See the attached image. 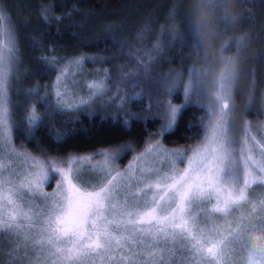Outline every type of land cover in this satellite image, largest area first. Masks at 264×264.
<instances>
[{
    "label": "rangeland",
    "instance_id": "rangeland-1",
    "mask_svg": "<svg viewBox=\"0 0 264 264\" xmlns=\"http://www.w3.org/2000/svg\"><path fill=\"white\" fill-rule=\"evenodd\" d=\"M0 7L5 8L10 16L9 20L0 22V132L4 133L0 135V176L17 173L23 179L31 172L40 171L38 162L94 156L91 161H84L75 167L79 172L80 184H95L105 174L100 167L103 157L95 155L96 153L129 147L133 153L131 150L122 152L113 165L124 171L133 161V157L145 152L150 141L155 143L158 139L160 147L135 162L133 175L140 168H152L162 174H172L175 171L180 175L187 174L188 182L179 201L191 232L187 241L185 264H264V90L257 92V99L253 98L256 87L252 82H244L247 72L240 73V67H247L248 57L251 56L248 51L250 46L242 47L241 41H238L237 48L232 53L226 50L216 54L218 67L213 69L209 90L205 96L196 94V88L204 85L201 79L204 72H197L194 77L191 69L186 73L166 67V70L161 69V58L168 61L170 57L162 55L165 51L160 49V40L165 36L169 40L167 47L172 48L176 40L174 30L161 28L157 34L159 41L156 42L149 35L150 27L146 28H149V31L146 30L149 34H141L136 41L116 40L117 50L113 55L117 60L115 66L103 63L101 57H94L90 60L93 75L84 79L79 73L88 71L82 66V63L88 61H85L86 57L77 56L60 61L50 59L43 65L48 71L41 74L46 82L41 84V88H28L21 79V73L26 70H17V25L22 13L4 0H0ZM78 59L81 61L79 65L70 63ZM103 65L105 67L100 69ZM162 67L164 68L163 65ZM61 69H65L58 86L61 95L47 99V94H56L57 77L61 75ZM239 74L240 84L244 82L243 107L246 112L251 110L256 115L254 119L246 117V113H236V109L240 107L236 100ZM25 76L29 77L28 73ZM99 81L105 84L103 91L96 92L88 87L89 84ZM14 82L17 83L16 93L21 92L24 99L19 103L25 104L24 113L30 117L35 112L42 122L46 121V127L51 126L52 129L56 115L60 116L67 127L81 121L86 113L103 119L112 118L123 124L127 119L130 123L134 119L125 117L124 112L118 111V108L123 107L128 113L136 114L132 110L134 101H138L139 105L146 102L145 111H150L151 114L149 118L159 117L161 124L157 133L151 134L140 148L127 143L92 152H71L65 155L49 153L37 145L31 149L27 143H34L35 136H31L32 131L29 128L23 136L26 143H17L15 140L16 125L12 118L13 98L16 95ZM249 92L251 97H248ZM176 95H179L180 101H176ZM254 99L257 100L256 103ZM82 100L88 103L82 105ZM189 103L203 104L201 109L207 116L201 119L202 133L189 149L168 146L160 130L166 126L172 108L180 109L177 114L178 121L184 106ZM58 105L63 107L58 109ZM60 112L68 115L63 116ZM175 153H180L181 157L177 158ZM126 156L129 158L125 159ZM180 160L184 162L180 163ZM57 182L58 179L51 181V185L44 186L43 191L53 193ZM16 183L19 188V181ZM132 191L135 192L136 189L133 188ZM142 195L140 193L139 198ZM25 202H30L37 208H44L50 203L43 196L39 199L29 196L25 198ZM26 235L31 237L36 233L32 231ZM10 244L9 236L6 233L0 234V264H13L24 255L19 248L13 253ZM154 251L162 252L160 249ZM41 259L44 264V258ZM46 264H51V261ZM166 264H170V259Z\"/></svg>",
    "mask_w": 264,
    "mask_h": 264
},
{
    "label": "trees",
    "instance_id": "trees-1",
    "mask_svg": "<svg viewBox=\"0 0 264 264\" xmlns=\"http://www.w3.org/2000/svg\"><path fill=\"white\" fill-rule=\"evenodd\" d=\"M4 1L22 13L17 25L19 36L17 70H26L21 73V79L28 88H41V84L46 82L44 75L41 74L48 71L43 65L50 59L60 61L64 58L86 57L85 61H88L82 63V66L88 71L79 73L84 79L93 75L90 60L94 57H101L103 63L115 66L117 60L113 55L117 50L116 40L136 41L135 39L149 31V28H146L150 27L151 33L147 34L152 35V40L156 42L159 41L157 34L161 28L174 30L176 40L172 48L167 47L169 40L165 36L160 40L162 46L160 49L165 51L162 55L170 57L168 61L164 57L161 58V69L166 67L185 73L191 69L194 77L197 72H204L201 78L204 85L196 88V94L205 96L209 90L213 69L218 67L219 62L216 54L226 50L232 53L236 50L238 41H241L242 47L250 46L248 51L251 56L248 57L247 67L245 66V69L240 67V73L247 72L244 82H252L256 87L253 98L257 99L259 96L257 92L264 90V0ZM57 17L60 19L57 20ZM104 67L105 65L100 69ZM80 71L82 72V67ZM25 73H28L29 77L25 76ZM197 79L201 81L200 78ZM237 82L239 87L236 100L240 107L236 109V113H246V117L254 119L256 115L251 110L246 112L243 107L244 82L240 84V74ZM15 86L17 83L14 82L16 94L13 98L12 115L16 125L14 135L16 142L26 143L23 136L27 134L29 128V116L24 113L25 104H19L24 99L21 92L16 93ZM177 92L182 93L178 90ZM47 96V99H53L56 94L51 92ZM175 97L176 101H180L179 95ZM248 97H251V94ZM139 104L138 101H134L132 105L133 112L137 114L136 116L140 115L139 118L127 124L87 113L81 121L68 127L57 115L53 119L55 123L53 129L51 126L46 127V121L40 120L38 130H31L30 133L31 136H35L34 143L29 141L27 144L31 149L37 145L44 151L57 155L92 152L127 143L140 148L151 134L157 133L161 121L159 117L149 118L151 114L150 111H145L146 102ZM202 106L203 104L192 103L184 106L174 131L163 135L165 144L191 148V144L202 133L201 119L207 116L201 109ZM42 113L45 111L42 110ZM43 114L39 115L42 117ZM60 114L68 115L64 112ZM130 152L133 153V150ZM127 158L129 156L125 159Z\"/></svg>",
    "mask_w": 264,
    "mask_h": 264
},
{
    "label": "snow or ice",
    "instance_id": "snow-or-ice-1",
    "mask_svg": "<svg viewBox=\"0 0 264 264\" xmlns=\"http://www.w3.org/2000/svg\"><path fill=\"white\" fill-rule=\"evenodd\" d=\"M9 19L7 10L0 7V22ZM80 62L78 59L70 63L79 65ZM60 72L57 97L61 95L58 86L65 69ZM88 87L101 92L105 84L93 82ZM87 103L81 101L82 105ZM62 107L58 105V109ZM118 111H123L125 117L138 119L123 107ZM179 111L171 109L160 134L174 131ZM39 121L40 117L33 112L29 117V130H38ZM159 147L158 139L155 143L150 141L145 152L133 157L124 171L113 165L122 152L131 150L129 147L96 153L103 157L100 167L105 174L98 183L90 185L79 183L75 166L91 161L94 156L38 162L40 171L31 172L23 179L17 173L0 176V234L9 236L13 253L18 248L24 253L13 264H42V257L44 264L49 260L51 264H166L169 259L170 264H185L191 232L179 201L188 182L187 174L180 175L176 171L162 174L152 168H140L133 175L135 162ZM174 155L181 157L180 153ZM57 179L56 190L45 193L44 186H50L51 181ZM140 193L142 198H139ZM29 196L36 199L43 196L50 203L37 208L25 202ZM32 231L35 236L26 235ZM156 249L162 252L154 251Z\"/></svg>",
    "mask_w": 264,
    "mask_h": 264
}]
</instances>
